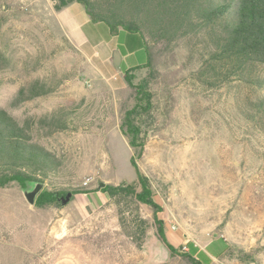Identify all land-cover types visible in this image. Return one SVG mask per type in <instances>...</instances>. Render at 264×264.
<instances>
[{
  "label": "rangeland",
  "instance_id": "374dc122",
  "mask_svg": "<svg viewBox=\"0 0 264 264\" xmlns=\"http://www.w3.org/2000/svg\"><path fill=\"white\" fill-rule=\"evenodd\" d=\"M149 43L153 67L133 81L147 79L153 95L136 163L163 207L158 217L176 255L148 207H119L109 197L86 210L85 194L101 183L137 182L135 150L121 131L136 90L55 29L47 1L0 0V107L33 121L35 140L61 160L43 191L80 190L65 206L39 208L24 197L31 185L0 188V264H193L187 244L206 249L218 238L230 248L213 264H264V133L241 113L243 98L264 89L208 77L202 35ZM258 72L264 77V66ZM36 80L56 91L15 105L18 90ZM62 109L73 113L70 129L49 136L40 120Z\"/></svg>",
  "mask_w": 264,
  "mask_h": 264
},
{
  "label": "trees",
  "instance_id": "16d2710c",
  "mask_svg": "<svg viewBox=\"0 0 264 264\" xmlns=\"http://www.w3.org/2000/svg\"><path fill=\"white\" fill-rule=\"evenodd\" d=\"M54 9L60 11L76 2L80 4L93 23H104L112 35L120 31L138 33L145 39L148 62L138 68L124 71L126 83L136 90V104L123 118L121 131L135 150L131 165L137 174V182L121 185L107 184L97 191L107 193L110 199L122 206L124 201L144 205L154 212V222L160 240L172 254L178 250L169 244L164 223L158 215L163 207L156 200L149 179L139 170L136 159L142 156L145 143L142 141V119L153 108V95L148 80L134 86L135 74L141 69L153 67V44L166 46L184 38L202 35L207 42L206 53L200 66L208 77L230 81L234 76L247 86L264 89V77L258 72L264 66V0H52ZM0 56V62L2 61ZM46 82L36 80L23 85L14 98L21 105L55 92ZM241 113L253 120L264 133V94L243 98ZM73 113L59 110L40 120L48 128V135L70 129ZM137 151V154H136ZM61 160L34 137V123L20 122L6 109L0 107V188L13 184L26 189L35 182L49 180L60 174ZM80 191V190H79ZM79 191H42L35 206L44 208L63 206L68 194L72 197ZM85 193V192H83ZM121 222L126 226L122 209ZM183 254L193 264H210L208 254L222 258L230 246L224 238L214 239L202 251L194 243L187 244ZM208 253V254H207Z\"/></svg>",
  "mask_w": 264,
  "mask_h": 264
},
{
  "label": "crops",
  "instance_id": "0c3cea01",
  "mask_svg": "<svg viewBox=\"0 0 264 264\" xmlns=\"http://www.w3.org/2000/svg\"><path fill=\"white\" fill-rule=\"evenodd\" d=\"M45 1L54 28L81 49L89 51L93 57H99L101 64L114 74H123L124 71L138 68L148 62L145 39L140 34L120 31L117 35H112L106 24L93 23L80 4L74 2L56 11L52 0ZM116 52L121 57L119 68L115 66L113 60ZM85 195L86 210H97L109 199L107 193L97 190L87 192ZM208 256L211 259L210 264L221 259L210 254Z\"/></svg>",
  "mask_w": 264,
  "mask_h": 264
},
{
  "label": "water",
  "instance_id": "95a60500",
  "mask_svg": "<svg viewBox=\"0 0 264 264\" xmlns=\"http://www.w3.org/2000/svg\"><path fill=\"white\" fill-rule=\"evenodd\" d=\"M114 64L117 68L120 67V62H121V57L119 55L118 52H116L115 56H114ZM106 184L105 183H101L99 185V188H103ZM44 184L41 182H35L34 184L31 185L30 189H26L23 191L24 193V197L26 199V201L31 205L34 206L36 203V199L39 196V194L43 191L44 189ZM72 198V194H68L67 197L63 200V205L65 206L66 204H68V202L71 200Z\"/></svg>",
  "mask_w": 264,
  "mask_h": 264
},
{
  "label": "built area",
  "instance_id": "2783aa9c",
  "mask_svg": "<svg viewBox=\"0 0 264 264\" xmlns=\"http://www.w3.org/2000/svg\"><path fill=\"white\" fill-rule=\"evenodd\" d=\"M88 182H90V180Z\"/></svg>",
  "mask_w": 264,
  "mask_h": 264
}]
</instances>
